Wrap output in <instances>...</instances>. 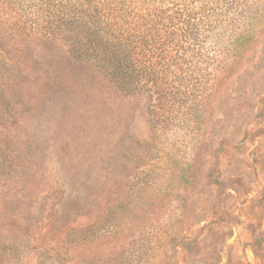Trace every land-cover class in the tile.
Listing matches in <instances>:
<instances>
[{"label":"rangeland","instance_id":"rangeland-1","mask_svg":"<svg viewBox=\"0 0 264 264\" xmlns=\"http://www.w3.org/2000/svg\"><path fill=\"white\" fill-rule=\"evenodd\" d=\"M208 2L200 101L161 122L62 42L31 44L0 104V264H264V0Z\"/></svg>","mask_w":264,"mask_h":264},{"label":"trees","instance_id":"trees-1","mask_svg":"<svg viewBox=\"0 0 264 264\" xmlns=\"http://www.w3.org/2000/svg\"><path fill=\"white\" fill-rule=\"evenodd\" d=\"M208 1L42 0L39 24L10 11L0 14V77L9 70L7 84L0 83V104L18 101L22 73L33 64L31 44L54 40L118 90L144 97L151 120L161 122L187 101H200L193 95Z\"/></svg>","mask_w":264,"mask_h":264}]
</instances>
